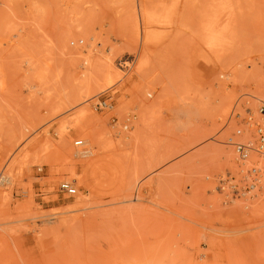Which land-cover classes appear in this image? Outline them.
I'll list each match as a JSON object with an SVG mask.
<instances>
[{"label":"rangeland","instance_id":"1","mask_svg":"<svg viewBox=\"0 0 264 264\" xmlns=\"http://www.w3.org/2000/svg\"><path fill=\"white\" fill-rule=\"evenodd\" d=\"M125 1L0 0V264H264V0Z\"/></svg>","mask_w":264,"mask_h":264},{"label":"bare ground","instance_id":"2","mask_svg":"<svg viewBox=\"0 0 264 264\" xmlns=\"http://www.w3.org/2000/svg\"><path fill=\"white\" fill-rule=\"evenodd\" d=\"M125 1V0H124ZM169 1V0H168ZM168 1H166V3H168ZM126 2V1H125ZM151 0H137V3H138V5L137 6H135L134 5V9H136L135 11H136V14L138 15V21H139V23H140V26H141V28L143 27V29H147L148 27H151L152 25H155V24H158L159 23V21H158V17H160V14L161 13H159V16L157 15L158 14V12H157V14H156V12H154V11H157V9L155 8V10L153 11L152 9L153 8H150V7H152L151 6ZM161 2H163V0H161L160 1V4H161ZM165 3V1H164V5L166 4ZM167 5V4H166ZM161 7H163V5H160ZM170 7V6H169ZM166 7H164V8H162V9H165ZM161 9V10H162ZM168 9V8H167ZM170 9V8H169ZM164 11V10H163ZM169 11V10H168ZM162 15V14H161ZM167 15V14H166ZM158 16V17H157ZM165 17L166 16H164V17H162V18H164L165 19ZM166 20V19H165ZM168 20V19H167ZM175 20V19H174ZM161 23V22H160ZM213 24V23H212ZM211 24V25H212ZM160 25H162V24H160ZM159 25V26H160ZM210 25V26H211ZM158 26V27H159ZM162 27V26H161ZM210 28H213V27H210ZM139 26H137V34L139 35ZM207 29H208V26H207ZM210 30V29H209ZM208 31V30H207ZM212 31V30H211ZM142 34V33H141ZM210 35L212 36V34L210 33ZM211 36H210V38L209 39H211ZM214 36V35H213ZM219 39H218V36H215L213 39H211V41H209L208 43V47L212 50V49H215V48H217L218 46H219ZM206 44V43H205ZM208 47H207V49H208ZM219 48V47H218ZM220 54V53H219ZM88 113V112H87ZM87 115V114H86ZM94 115H92L91 117H89V121L87 122V123H85L84 122V124H80L76 129L78 130V131H80V132H82V131H85V130H87L88 128H89V125L91 124V122L93 121L92 119V117H93ZM84 118H85V116H84ZM92 118V119H91ZM95 118V117H94ZM31 125V124H30ZM32 126V125H31ZM91 126V125H90ZM76 130V131H77ZM83 133V132H82ZM91 136H87L86 137V141H87V143L88 142H91V143H93V145H94V142H93V140H91V138H90ZM93 137V136H92ZM95 140V139H94ZM97 142V141H96ZM84 143V142H83ZM99 143V142H98ZM65 144H66V142H65ZM96 144V143H95ZM97 145V144H96ZM63 146V145H62ZM63 148V147H62ZM65 149V148H64ZM95 154H94V152H93V147H91V146H89V148L87 149V150H83V151H80V152H78V153H76L75 154V156L76 157H74V156H72L71 155V157L72 158H77V159H80L81 158V160L83 159V158H88V157H90V156H94ZM85 161V160H84ZM134 179V178H133ZM135 180V179H134ZM135 182V181H134ZM76 205H79V204H81V203H85V199L83 198V197H79L78 198V200H76ZM105 224V223H104ZM103 225V224H102ZM80 232V231H79ZM49 233V232H48ZM56 233V232H55ZM81 233V232H80ZM75 237H76V235H74ZM78 236V235H77ZM80 236V235H79ZM82 238V237H81ZM75 240V239H74ZM72 242V241H71ZM77 242V241H76ZM56 246H57V243H56ZM159 264V263H158Z\"/></svg>","mask_w":264,"mask_h":264},{"label":"built area","instance_id":"3","mask_svg":"<svg viewBox=\"0 0 264 264\" xmlns=\"http://www.w3.org/2000/svg\"><path fill=\"white\" fill-rule=\"evenodd\" d=\"M260 113L264 116V106L260 108ZM257 133H258V142L259 148L262 150L264 149V127L262 125H257ZM76 146H82L83 142L78 141ZM236 151L239 154L240 158L245 160L248 158L250 154V149L243 145H236ZM61 190L67 192L69 195H75L77 190L71 186L69 183H62Z\"/></svg>","mask_w":264,"mask_h":264}]
</instances>
